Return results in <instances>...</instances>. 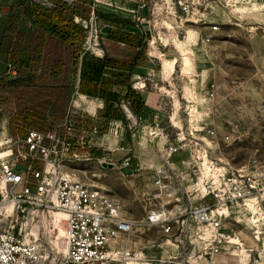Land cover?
<instances>
[{
    "label": "rangeland",
    "instance_id": "1",
    "mask_svg": "<svg viewBox=\"0 0 264 264\" xmlns=\"http://www.w3.org/2000/svg\"><path fill=\"white\" fill-rule=\"evenodd\" d=\"M75 1L0 0L1 71L8 74L12 61L9 55L3 57V50L13 30L30 32L35 27L34 17L24 13L27 8L33 4L72 8ZM86 7L90 10L86 20L73 19L85 30L77 66L71 68L69 83L59 87L68 88L65 115L69 108L76 116L97 117L101 133L95 150L101 156L98 161L64 162L62 172L101 187L124 203L135 222L128 264H264V201L261 210L244 211L246 206H240L227 218L214 214L215 222L221 220L218 226L213 220L199 223L190 217L191 210L212 202L210 196H202L215 187L217 166L225 162L241 166L252 157L264 159V0H91L75 9L82 13ZM15 16L17 25H13ZM118 18L131 25L120 26L115 23ZM125 30L145 34L146 62L130 77L132 87L144 98L145 109L134 114L123 97L124 89L110 85L120 92V99L109 117L100 99L91 101L76 91L82 57L108 53L119 58L129 52L108 39L111 32ZM177 44H182L179 50ZM152 47L156 56H150ZM186 57L191 59L189 75L183 71H190ZM166 58L175 60L170 75L163 72ZM41 73L39 68L33 77H7L6 96L12 97L10 88L19 82L40 84ZM113 73L107 70L106 78ZM46 82V86H58ZM4 100L0 97V122L6 123L5 130L0 127V139L11 134L10 117L18 112L15 101L5 104ZM51 110L48 107L46 118ZM207 129L215 135H207ZM125 161L130 174L120 169ZM158 176L163 183L160 189L153 181ZM3 186L0 182L2 192ZM161 203L178 209L180 220L172 223L171 234L142 222L146 211ZM53 217L26 222L29 214L17 212L7 202L0 205V228L19 232L38 246L34 254L40 256L39 264H65V227L59 216ZM219 234L222 241L214 254L211 246ZM123 256L103 261L125 264Z\"/></svg>",
    "mask_w": 264,
    "mask_h": 264
},
{
    "label": "built area",
    "instance_id": "2",
    "mask_svg": "<svg viewBox=\"0 0 264 264\" xmlns=\"http://www.w3.org/2000/svg\"><path fill=\"white\" fill-rule=\"evenodd\" d=\"M183 10L188 11L187 7ZM216 28L212 26L213 30ZM8 65L7 69L11 68ZM8 73L15 76L13 68ZM2 74L0 62V77ZM100 133L94 114L76 116L68 108L63 122L54 129L27 128L22 134L7 133L0 142V182L5 186L0 191V205L7 202L17 212L29 214L26 222L35 217L62 215L66 231L65 264H102L103 260L115 261L122 254L128 264L126 260L132 251L128 245L135 222L128 217L124 203L105 189L61 170L64 162L98 161L92 150L99 147L95 140ZM206 134L213 136L215 132L207 129ZM225 163L215 169V187L202 196H210L212 202L191 210L190 217L199 223L209 221L212 210L221 206L240 207L251 200L260 208L264 201V159L252 157L241 166ZM127 166L125 161L120 169ZM153 181L157 188H163L159 176ZM177 210L162 203L154 205L146 211L142 222L157 226L163 234H171L172 223L180 220ZM213 224L218 226L221 220ZM222 236L214 235L212 253L219 252ZM28 241L19 232L0 228V264H39L40 256L33 254L38 246ZM105 264H109L108 260Z\"/></svg>",
    "mask_w": 264,
    "mask_h": 264
},
{
    "label": "trees",
    "instance_id": "3",
    "mask_svg": "<svg viewBox=\"0 0 264 264\" xmlns=\"http://www.w3.org/2000/svg\"><path fill=\"white\" fill-rule=\"evenodd\" d=\"M87 1L91 0H76L72 8L65 4L51 8L33 4L24 13L34 17L35 27L30 32L13 30V37L7 41L3 57L10 56L12 61L9 62L11 68L8 71L13 68L15 76L3 73L0 77V97L5 99L3 103L10 104L15 101L18 106V112L12 115L9 121L12 135L22 134L27 128L51 130L63 122L69 99L68 88L59 86L69 83L71 68L77 66L79 43L84 39L85 30L73 19L88 18L89 8L86 7L82 13L75 9L80 2ZM93 13L97 15L96 10H93ZM17 19L18 16L13 18V25H17ZM115 23L120 26L131 25L129 20L122 18L116 19ZM108 39L124 45L129 52H122L119 58H113L108 53L103 57L84 54L76 91L85 97L100 99L105 114L110 117L114 112V104L120 99V92L117 93L109 87L114 85L124 89L125 101L134 114L139 115L145 109L144 98L131 86L130 76L136 67L146 62L145 34L135 30H125L121 33L113 31ZM21 51L25 53L24 59H21ZM39 68L42 70L38 80L40 84L24 85L19 82L20 84L10 88L12 97L6 96L7 87L3 83L7 77L14 78L25 74L33 77L32 74ZM107 70L115 72L109 79L105 75ZM46 81L58 86H46ZM48 107H52V110L46 118ZM92 155L99 157L101 152L94 149Z\"/></svg>",
    "mask_w": 264,
    "mask_h": 264
},
{
    "label": "bare ground",
    "instance_id": "4",
    "mask_svg": "<svg viewBox=\"0 0 264 264\" xmlns=\"http://www.w3.org/2000/svg\"><path fill=\"white\" fill-rule=\"evenodd\" d=\"M180 46H182V44H177V46H176V49L178 48V50H179V47ZM155 49L156 48H154V47H152V52L150 53V56H156L155 55V53H156V51H155ZM181 51V50H180ZM190 58H184V61H185V64L187 65L188 63H190V62H188V60H189ZM189 61H191V59L189 60ZM175 63V60H169V59H163V72L165 73V74H168V73H170L174 68H173V64ZM191 64H193V63H191ZM189 68H190V66H189V64L187 65ZM192 67H193V65H192ZM188 68V69H189ZM186 69V68H185ZM183 70L185 73H186V75H189V74H191V73H187V72H192V68H190L189 70L190 71H188V70ZM184 72H183V74H184ZM168 75H170V74H168ZM80 96H82V95H80ZM84 97V96H83ZM85 98H87V97H85ZM5 126H6V123L3 121V120H1V122H0V127L3 129V130H5ZM3 132H5V131H3ZM5 136H6V134H3V136L1 137V139H0V142H2L3 141V139L5 138ZM4 185V184H3ZM4 187L5 186H3V191H4ZM246 206V207H245ZM245 208H244V211H247V210H250V211H252V210H261V209H263L262 207H258L257 205H255L251 200L250 201H248V202H246V204H245ZM235 207H237V206H235ZM235 207H231V208H229V207H225V206H221V207H219V208H217V209H213L212 210V212L210 213V215H209V221H212L213 220V222H214V219H212V217L214 216V214H216V216H219L220 214L221 215H223L225 218H227L226 217V215L227 214H231L234 210V208ZM55 216H59L60 218H61V216L62 215H59V214H56ZM63 218V217H62ZM62 227H63V229H64V226L62 225ZM33 254H34V252H33ZM103 264H104V261L102 262Z\"/></svg>",
    "mask_w": 264,
    "mask_h": 264
},
{
    "label": "water",
    "instance_id": "5",
    "mask_svg": "<svg viewBox=\"0 0 264 264\" xmlns=\"http://www.w3.org/2000/svg\"><path fill=\"white\" fill-rule=\"evenodd\" d=\"M17 168H19V166H17ZM122 172H123L124 174H130V173H131V170H130L129 168H124V169L122 170Z\"/></svg>",
    "mask_w": 264,
    "mask_h": 264
},
{
    "label": "crops",
    "instance_id": "6",
    "mask_svg": "<svg viewBox=\"0 0 264 264\" xmlns=\"http://www.w3.org/2000/svg\"><path fill=\"white\" fill-rule=\"evenodd\" d=\"M138 67H140V66H138ZM138 67H136V68H138ZM136 68H135V69H136ZM133 73H134V72H133ZM133 73H132V74H133ZM130 77H131V76H130ZM131 86H132V85H131ZM134 89H135V88H134ZM84 97H85V96H84ZM87 99H89V98L87 97ZM89 100H91V101H96V100H98V99H91V98H90Z\"/></svg>",
    "mask_w": 264,
    "mask_h": 264
}]
</instances>
